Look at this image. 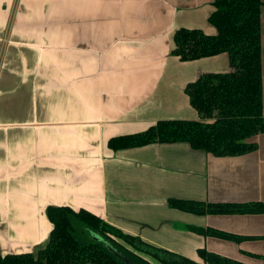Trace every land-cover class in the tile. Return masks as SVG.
I'll return each mask as SVG.
<instances>
[{
	"label": "crops",
	"instance_id": "obj_1",
	"mask_svg": "<svg viewBox=\"0 0 264 264\" xmlns=\"http://www.w3.org/2000/svg\"><path fill=\"white\" fill-rule=\"evenodd\" d=\"M214 10L213 0H0V254L44 248L47 208L64 206L199 263L205 249L264 264V213L169 205L264 204V133L240 156L185 142L108 146L160 120H200L185 89L203 74L231 72L229 56L181 61L172 50L181 28L215 35Z\"/></svg>",
	"mask_w": 264,
	"mask_h": 264
},
{
	"label": "trees",
	"instance_id": "obj_2",
	"mask_svg": "<svg viewBox=\"0 0 264 264\" xmlns=\"http://www.w3.org/2000/svg\"><path fill=\"white\" fill-rule=\"evenodd\" d=\"M209 22L215 35L181 28L172 54L194 61L227 53L232 71L208 73L187 85L185 92L200 120H160L148 130L111 138L112 150L154 143L185 142L216 157L240 156L257 149L249 140L264 133L261 13L262 0H213ZM172 208L205 214L264 213V204L222 207L202 202L170 200ZM223 208H230L223 210ZM53 224L47 245L36 253L0 254V264H246L198 251L202 263L126 234L86 210L49 206ZM202 235L240 240L214 230L192 228ZM264 261V257H262Z\"/></svg>",
	"mask_w": 264,
	"mask_h": 264
},
{
	"label": "rangeland",
	"instance_id": "obj_3",
	"mask_svg": "<svg viewBox=\"0 0 264 264\" xmlns=\"http://www.w3.org/2000/svg\"><path fill=\"white\" fill-rule=\"evenodd\" d=\"M206 74H208V73H206Z\"/></svg>",
	"mask_w": 264,
	"mask_h": 264
}]
</instances>
